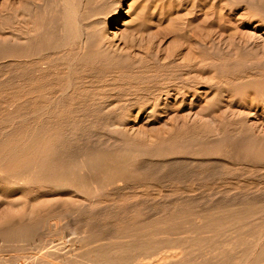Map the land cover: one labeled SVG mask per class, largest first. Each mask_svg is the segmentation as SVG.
Here are the masks:
<instances>
[{
	"label": "rangeland",
	"instance_id": "rangeland-1",
	"mask_svg": "<svg viewBox=\"0 0 264 264\" xmlns=\"http://www.w3.org/2000/svg\"><path fill=\"white\" fill-rule=\"evenodd\" d=\"M114 1L90 0L89 4L79 5L74 0H0V169L5 166L0 170L1 260L36 264L38 256L53 251L55 262L63 256L67 264H96L93 249L115 245L119 238L123 243L119 239L118 244L133 247L124 255L127 264L138 260L162 264L157 260L172 247L185 248L184 255L190 261L196 257L195 264L210 257L205 256L206 250L219 252L231 241L253 244L263 237L259 242L264 245V0H119L120 13L131 6L127 13L138 15L134 28L124 29V38L106 32L111 41L109 53L92 50V56L84 55L87 61L80 54L66 53L78 36L79 19H104L103 14ZM176 90L180 92L177 102ZM192 90L199 91L195 101L189 95ZM40 107L45 113L37 112ZM85 153L87 160L82 157ZM10 159H19V167L6 166ZM33 161L36 166H32ZM79 161L103 165L96 168L98 173L88 169L90 174L78 170ZM17 167L23 168V173ZM63 172L74 176L78 173L80 177L88 173L99 178L107 175L111 182L103 176L100 185L114 184V179L119 180L120 189L114 191L115 184L110 190L99 187L95 198L89 187L91 190L87 188L89 192L84 190V194L81 191L78 198L66 196L69 202L62 205L69 209L63 208L64 214L58 217L50 189L53 177L67 174ZM22 178L26 185L21 183ZM14 180L18 184H12ZM74 197L81 203H75ZM40 200L44 204L49 201L51 206L44 207ZM89 202L96 209L90 204L89 208ZM86 208L92 213H84ZM44 209L55 213L49 211L50 215ZM41 213L50 215L48 220ZM39 215L46 220L43 226L45 220ZM21 217L24 219L20 221ZM107 223L117 229H109L112 226ZM95 225L99 228H90ZM84 227L91 230L87 232ZM193 231L201 233L200 238ZM96 233H101L102 242L98 236L95 238ZM256 234L261 237L255 238ZM86 235L94 236L92 246L91 237L88 240ZM201 240L208 247L200 245ZM143 244L146 247L136 246ZM155 245L158 249L152 250ZM136 249L141 252L136 253ZM190 250L195 257L187 255ZM199 250L204 252L198 254ZM19 252L27 257L16 256ZM176 257L164 262L176 264Z\"/></svg>",
	"mask_w": 264,
	"mask_h": 264
},
{
	"label": "bare ground",
	"instance_id": "bare-ground-1",
	"mask_svg": "<svg viewBox=\"0 0 264 264\" xmlns=\"http://www.w3.org/2000/svg\"><path fill=\"white\" fill-rule=\"evenodd\" d=\"M74 1H77L78 2V4L79 5H85L86 3H90V0H74ZM91 1H93V2H95V1H98V0H91ZM117 2V3H116ZM119 0H116V1H114V2H112V3H110V5H112L113 7L110 9V10H107L103 15H104V19H98V17H94L93 19H91L89 16L88 17H86V16H84V17H81L80 19H79V21H78V24H79V33H78V36H77V38L76 39H73L72 41H71V43H70V47H69V51H67L66 53H69L70 51H72V52H74V53H77V55L78 54H80V55H82V56H80V58H86V57H84V55H87V57H89V56H92L90 53H93L92 52V50H96V51H99L101 54H105V53H109L110 52V49H111V46H109V45H111V41H110V38L106 35V32H107V34L108 35H111V36H113V37H115L117 34H121V37L122 38H124L125 37V33H124V29H133L134 27H133V25H134V21H135V19H136V17L138 16V15H136V16H131V15H129L127 12L129 11V9L131 8V10H132V7L130 6H128V9L126 10V12H123V13H120V12H122L123 10H121V6H120V4H119ZM120 6V8H118L117 9V7H119ZM117 10H118V12H117ZM117 12V13H116ZM116 13V14H115ZM120 13V14H119ZM110 17H114V18H110ZM128 17V18H127ZM67 24H69V23H67ZM123 25H125V26H123ZM76 28H77V23H76ZM123 28V29H122ZM98 53V52H97ZM88 54H89V56H88ZM75 55V54H74ZM79 59V58H78ZM89 58H86V61L88 60ZM38 61V60H37ZM79 61H80V59H79ZM81 61H83L82 59H81ZM84 61H85V59H84ZM57 69V68H56ZM59 70V69H58ZM44 73V72H43ZM42 73V74H43ZM51 73L53 74V75H55L54 73H56V75H57V72H55V71H53L52 69H51ZM38 76V75H37ZM190 92V91H189ZM199 91H197V90H195V91H191V93H189V95H191L192 96V101H195L196 99H193V98H196L198 95H197V93H198ZM176 94L174 95V100H176V102H177V100H178V98L180 97V92L179 91H177L176 90V92H175ZM70 94H72V93H70ZM69 94V95H70ZM197 95V96H196ZM242 96H244V95H242ZM73 97V96H72ZM184 98V97H183ZM156 105H154V107H155ZM154 107H151L150 109H151V111L153 110L154 111ZM42 108H44V107H40V108H37V112L38 111H40V112H43V113H45L44 111H41V110H44V109H42ZM46 110V109H45ZM46 111H48V110H46ZM150 111V110H149ZM47 113V112H46ZM82 154H84V153H82ZM81 154V155H82ZM87 153H85V155H82V157L84 158V159H86L85 158V156L87 157V155H86ZM35 155V154H34ZM80 155V156H81ZM36 156H37V154H36ZM89 156V155H88ZM81 158V157H80ZM80 158H79V160H80ZM82 158V159H83ZM11 159H13V158H11ZM10 159V160H11ZM41 159V158H40ZM10 160H8L10 163H8L6 166H8V167H16V165L18 166L19 164H17V161L19 160H17L16 162H14V160H13V162H12V160L10 161ZM16 160V159H15ZM24 160V159H23ZM87 160V159H86ZM7 160L5 161V163L6 162H8ZM29 161V160H28ZM37 161V160H36ZM36 161H33L34 163L36 162ZM40 161V160H39ZM42 161H44V160H42L41 159V161L40 162H42ZM46 161H49V160H47L46 159ZM46 161H45V163H46ZM91 161V160H90ZM18 162H20V161H18ZM38 162V161H37ZM50 162V161H49ZM95 162V161H94ZM94 162H92V165L91 164H87V163H84L83 161L81 162V161H79V162H77V168H78V170H80V172L81 171H88V169L89 170H91L92 168H94L95 170H91V171H95V172H97L96 171V168H99L100 166L102 167V165L101 164H94L93 165V163ZM26 163H28V162H26ZM31 163V162H30ZM44 163V162H43ZM90 163V162H89ZM97 163V162H96ZM110 163V162H109ZM4 164V163H3ZM39 164H41V163H39ZM48 164V163H47ZM112 164V163H111ZM115 164H119V163H115ZM28 165H30V164H28ZM37 165V163H35V165L33 164L32 166H36ZM105 165V164H104ZM106 165H107V163H106ZM143 165V164H142ZM31 166V165H30ZM45 166V165H44ZM116 166V165H115ZM118 166V165H117ZM119 166H121V165H119ZM0 167H2V165L0 166ZM5 167V166H4ZM3 167V168H4ZM19 167V166H18ZM17 167V168H18ZM22 166H20V168H21ZM28 167V166H27ZM42 167V165L40 166V168ZM47 167V166H46ZM100 167V168H101ZM106 167V166H105ZM3 168H1L0 170H3ZM20 168H18L20 171L23 169H20ZM77 168H76V170H77ZM91 168V169H90ZM113 168V167H112ZM118 168H120V167H118ZM5 169H8L7 167L5 168ZM11 168H9V170H10ZM16 169V168H15ZM15 169H13V170H15ZM18 169H16V170H18ZM34 169V168H33ZM32 169V167H31V170H33ZM36 169V168H35ZM35 169H34V171H35ZM44 168H42L41 170H43ZM105 169V168H104ZM106 169H107V167H106ZM111 169V168H110ZM8 170V171H9ZM15 170V171H16ZM37 170H38V168H37ZM40 170V169H39ZM101 170V169H100ZM99 170V171H100ZM120 170V169H119ZM6 171V170H5ZM10 171H12V170H10ZM23 171V170H22ZM21 171V173H23ZM33 171V172H34ZM103 171V170H102ZM108 171V170H107ZM19 172V171H18ZM17 171H16V173L17 174H19ZM32 172V171H31ZM77 172V171H76ZM89 172V171H88ZM87 172V173H88ZM112 172V171H111ZM114 172V171H113ZM113 172H112V174H113ZM11 172H9V174H10ZM15 173V172H14ZM14 173H13V175H14ZM24 173H26V172H24ZM62 173V172H61ZM64 173V172H63ZM67 173V172H66ZM66 173H64V174H66ZM83 173V172H82ZM82 173L80 174V175H82ZM90 174H91V172H89ZM89 173H88V175H86V174H83L84 176L86 175V176H90V177H83V175H82V177H80V176H78V173L76 174V176H74V175H69L68 173L66 174V175H56L55 177H53V187L50 189L49 187H51V185H49V184H47V185H49V187H48V189H50L51 190V193L50 194H52V196H53V200H51V199H48V200H51V201H53V203L54 204H52V206H54L55 205V211L57 212V216L58 217H60L59 215H61V213L63 212V208H68V207H64L63 205H64V203H65V198H67L68 196H71V198H72V196H75V197H77V194L78 193H80L81 191H82V193H83V191L84 190H86L87 188L89 189V190H91L92 189V191H95V192H92L91 191V193H94V195H96L97 193H98V189L100 190V188H103V189H111L112 188V185H114L115 184V186H116V188L115 189H113L114 191L115 190H119L120 189V185H119V180H114V179H112L113 181H112V183H114V184H106V185H104V186H102L103 184H101L100 185V183L102 182L103 183V181H102V177L104 176H100V175H97V176H100V178L99 177H91L92 175H89ZM98 173V172H97ZM97 173H95V174H97ZM102 174H103V172H101ZM105 173V172H104ZM5 174H7L8 175V172L6 173L5 172ZM16 174V175H17ZM70 174H72V173H70ZM16 175H15V177H16ZM106 175V174H105ZM21 175L19 174V177H20ZM53 176V175H52ZM107 176V175H106ZM106 176H104L107 180L109 179L108 177H106ZM4 177V176H3ZM22 177V176H21ZM20 177V178H21ZM40 177H42L41 175H40ZM5 178H7V177H5ZM11 178V177H10ZM12 178H14V177H12ZM11 178V179H12ZM18 177H16V180H18V182H19V184H20V181H19V179H17ZM43 178V177H42ZM49 178H52V177H49ZM114 178V177H113ZM4 179V178H3ZM2 179V180H3ZM15 179V178H14ZM116 179H118V178H116ZM13 180V179H12ZM16 180H14L13 182H12V184H18L17 182H16ZM25 180V179H24ZM2 182H4V181H2ZM26 182H27V180H26ZM30 182V181H29ZM48 182V181H47ZM50 182V181H49ZM109 182H111V180L109 179ZM108 181H107V183H109ZM9 183V182H8ZM11 183V182H10ZM21 183H23V178L21 179ZM32 184L34 183V185H35V182H31ZM118 183V184H117ZM23 184H25L26 185V183H23ZM31 184V185H32ZM34 185H32V187L34 186ZM38 185V184H37ZM40 185V184H39ZM24 186V185H23ZM28 186H29V184H28ZM22 187V186H21ZM36 187V186H35ZM41 187H43L42 185H41ZM91 189H90V188ZM100 187V188H99ZM20 188V187H19ZM30 189H31V186L29 187ZM12 189V188H11ZM14 189V188H13ZM21 189V188H20ZM27 189V188H26ZM102 189V190H103ZM10 190V189H9ZM16 190V189H15ZM27 190H29V189H27ZM35 190V189H34ZM17 191V190H16ZM86 191H88V190H86ZM104 191V190H103ZM106 191H108V190H106ZM11 192V191H10ZM26 192V191H25ZM50 192V191H49ZM89 192V191H88ZM88 192H86L87 193V196H88ZM20 193H21V191H20ZM24 192L22 191V194H23ZM44 193H46V192H44ZM85 193V194H86ZM99 193H100V191H99ZM102 193H104V192H101V194ZM22 194H20V196H22V197H20V198H23V195ZM84 194V193H83ZM90 194V193H89ZM105 194V193H104ZM78 195H80V194H78ZM98 195V194H97ZM97 195L95 196V198H97ZM100 195V194H99ZM106 195V194H105ZM67 196V197H66ZM86 196V197H87ZM100 196H102V195H100ZM99 196V197H100ZM25 197H28V196H25ZM50 197V196H49ZM49 197H47V198H49ZM64 197V201H63V198ZM74 197V198H75ZM81 197L83 198V196H82V194H81ZM80 197V198H81ZM90 197V196H89ZM99 197H98V200H100L99 199ZM33 198V197H32ZM70 198V197H69ZM70 198V199H71ZM78 198V197H77ZM77 198H75V203L76 202H80L81 203V200L80 199H78L77 201H76V199ZM88 198V197H87ZM90 198H92V197H90ZM42 199V198H41ZM70 199H68V200H70ZM89 199V198H88ZM93 199H94V197H93ZM12 200V198L10 199V201ZM14 200H18V197H15L14 198ZM44 200H46V199H44ZM86 200V199H85ZM90 200V199H89ZM9 201V202H10ZM13 201V200H12ZM41 201V200H40ZM39 201V202H40ZM43 201V200H42ZM41 201V202H42ZM50 201V202H51ZM71 201H72V199H71ZM96 201V200H95ZM94 201V202H95ZM39 202L37 201V204H39ZM40 202V203H41ZM48 202V204H46ZM47 202H45V204H44V207L46 206V205H49L50 203H49V201H47ZM66 202H69V201H66ZM82 202L84 203V199L82 200ZM85 202H87V201H85ZM101 202V200L99 201V203ZM234 202H236V204H237V202L238 201H234ZM233 202V203H234ZM41 203V205L39 204V206H41V208L43 207V204ZM62 203H63V205H62ZM73 203H74V200H73ZM78 203L76 204V206H77V208H78ZM82 203V204H83ZM93 203V202H92ZM96 203V202H95ZM97 203H98V201H97ZM241 202H238V204H240ZM14 204V203H13ZM70 204H72V203H70ZM82 204H79V205H81L80 206V208L82 207L83 208V206H82ZM90 204V202L88 203V205ZM104 203H101V205H103ZM242 204V203H241ZM10 205H12V204H10ZM9 205V206H10ZM66 205H68L67 203H66ZM90 205H92V204H90ZM90 205H89V208H90ZM100 205V204H99ZM250 205H251V203H250ZM38 206V207H39ZM49 206H51V205H49ZM70 206V205H69ZM74 206H75V204H74ZM74 206H72V207H74ZM85 207H87L88 208V206H87V204H85L84 205ZM93 206V207H92ZM91 207V209H96V207L94 208V206H96V205H94V203H93V205H92ZM104 206V205H103ZM43 207V208H44ZM99 207V206H98ZM241 206L239 205V208H240ZM40 208V207H39ZM42 208V209H43ZM47 208H49V209H51V207H47ZM71 208V207H70ZM77 208H74V209H77ZM87 208H86V211L84 212V213H86L87 211H89V209L87 210ZM9 210H10V207L8 208ZM8 209H7V213H8ZM42 209H40L41 211H42ZM46 209V208H45ZM45 209H44V211H45ZM49 209H47L46 211H47V213L50 211ZM69 209V208H68ZM84 209V208H83ZM241 209V208H240ZM78 210V209H77ZM85 210V209H84ZM101 210V209H100ZM243 210H244V208H243ZM243 210H241V214L243 213L244 214V212H242ZM12 210H10L9 211V213L11 212ZM45 211V212H46ZM52 211V210H51ZM50 211V212H51ZM83 211V210H82ZM91 211V213H92V210H90ZM89 211V212H90ZM102 211V210H101ZM218 211V210H217ZM44 212V213H45ZM49 212V213H50ZM52 212H54V210L52 211ZM94 212V211H93ZM216 212V211H215ZM234 212V211H233ZM55 213V212H54ZM67 213V212H66ZM84 213H83V215H84ZM88 213V212H87ZM209 213H211V212H209ZM220 213V212H219ZM223 213H224V211H223ZM235 213H237V212H235ZM234 213V214H235ZM11 214V213H10ZM39 214V213H38ZM43 213H41V215H42ZM62 214H64V212L62 213ZM70 215H74V214H71V213H69ZM68 214V215H69ZM77 214H79V213H77ZM93 214H95V213H93ZM222 214V213H221ZM225 214V213H224ZM41 215H39L40 217H42ZM47 215V214H46ZM46 215H44L43 214V217H49L50 215H52L51 213H50V215H48V216H46ZM56 215V214H55ZM54 215V216H55ZM67 214H65L64 216H66ZM82 215V214H81ZM90 215V214H89ZM88 215V216H89ZM97 216H98V214H96ZM95 215V216H96ZM99 215H100V213H99ZM228 214H226V215H224L225 217L227 216ZM238 215H239V213H238ZM19 216V215H18ZM22 216V215H21ZM53 216V218L55 219V217ZM63 216V217H64ZM74 216H76V215H74ZM79 216V215H78ZM77 216V217H78ZM209 216V215H208ZM215 216H217V215H215ZM223 216V215H222ZM20 217V216H19ZM42 217V218H43ZM57 217V218H58ZM62 217V216H61ZM62 217V218H63ZM70 217H73V216H70ZM79 217H81V216H79ZM90 217V216H89ZM93 217V215L91 216V218ZM219 217V216H218ZM221 217V216H220ZM234 217V216H233ZM239 217V216H238ZM13 218V217H12ZM16 217L14 216V219H15ZM41 218V219H42ZM75 218V217H74ZM82 218L84 219V217L82 216ZM231 218V217H230ZM235 218V217H234ZM11 219V218H10ZM21 219H24L23 217H21L20 218V221H21ZM40 219V220H41ZM50 219V218H49ZM66 219V217L64 218V220ZM73 219V218H72ZM76 219H78V218H76ZM83 219H82V221H80V220H76V221H80L81 223L83 222ZM208 219H211V218H209L208 217ZM220 219V218H219ZM228 218H226L225 219V221L227 220ZM17 219H15L14 221H16ZM43 220H45L44 218H43ZM46 220H48V218H46ZM46 220L45 221H41L42 222V226H43V223L44 222H46ZM59 220V219H58ZM61 220V219H60ZM97 220V219H96ZM214 220V219H213ZM218 220V219H217ZM217 220H216V222H217ZM222 220V219H221ZM224 220V219H223ZM231 220H232V218H231ZM231 220H229V221H231ZM52 221V220H51ZM76 221H74V222H76ZM90 221V220H89ZM224 221V222H225ZM233 221V220H232ZM41 222H39L38 224L40 225V223ZM55 222H56V220H55ZM58 222V221H57ZM62 222H63V219H62ZM61 221H59V223H62ZM67 222H69L68 220H67ZM70 222H73V221H70ZM96 222V221H95ZM59 223H58V225H59ZM79 223V222H78ZM80 223V224H81ZM92 223V224H91ZM97 223H99V222H97ZM97 223H95V224H97ZM206 223V222H205ZM205 223H204V226H205ZM210 223H211V221H210ZM213 223V222H212ZM218 223V222H217ZM246 223V222H245ZM13 224V223H12ZM11 224V225H12ZM19 224V223H18ZM46 224H48V223H46ZM46 224H44V227H45V225ZM53 224V223H52ZM63 224V223H62ZM70 224H72L73 225V223H70ZM83 224V226H84V224H86V223H82ZM88 224H90V225H93L94 223L93 222H89ZM108 225H109V223H107ZM221 224H222V222H221ZM224 224V223H223ZM20 225V224H19ZM38 225V226H39ZM54 225V224H53ZM56 226H55V231H57V229H59V227H58V225L57 224H55ZM75 225V224H74ZM104 225H105V223H104ZM107 225V226H108ZM111 225V224H110ZM109 225V226H110ZM217 225V224H216ZM215 225V226H216ZM226 225V224H225ZM224 225V226H225ZM41 226V225H40ZM47 226V225H46ZM49 226V225H48ZM47 226V227H48ZM52 226V225H51ZM66 226H68V223H67V225ZM65 226V227H66ZM77 226V225H76ZM80 226H82V225H80ZM83 226L81 227V228H83ZM86 226V225H85ZM96 226L97 225H95V227L94 226H91L90 228H95L96 229ZM103 226V225H102ZM112 227L111 228H109V229H112L113 228V225H111ZM206 226H207V224H206ZM218 226V225H217ZM219 226H221V225H219ZM44 227H41V228H43L44 229ZM73 227V226H72ZM72 227H70V228H72ZM78 227V226H77ZM86 227H89L88 225L86 226ZM98 227V226H97ZM104 227H106V226H104ZM116 227V226H115ZM222 227V226H221ZM64 228V227H63ZM66 228H68V227H66ZM66 228H64V229H66ZM69 228V229H70ZM73 228H75V227H73ZM80 228V227H79ZM85 228V227H84ZM99 228V227H98ZM97 228V229H98ZM119 228H121V227H119ZM123 228V231L124 230H126L127 231V229L125 228V227H122ZM125 228V229H124ZM217 228V227H216ZM215 228V229H216ZM39 229V228H38ZM46 229H48V228H46ZM54 229V228H53ZM62 229V228H61ZM77 231H78V229L77 228H75ZM88 230H89V228H87ZM87 229L85 228L84 230H86L87 231ZM103 230V228L101 227L100 228V230ZM108 229V230H109ZM113 229H117V228H113ZM186 230H187V228H185ZM197 229V228H196ZM202 229V228H201ZM218 229V228H217ZM216 229V230H217ZM224 229V228H223ZM263 228H261V231H263L262 230ZM45 230V229H44ZM52 230V229H51ZM71 230H74V229H71ZM83 230V231H84ZM91 230V229H90ZM89 230V231H90ZM94 230V229H93ZM105 230V229H104ZM103 230V231H104ZM119 230H121V229H119ZM140 230V229H139ZM173 230V229H172ZM178 230V229H177ZM181 230V229H180ZM194 230V229H193ZM198 230V229H197ZM204 231H206V229H203ZM203 230H202V232H203ZM207 230H208V228H207ZM216 230H214L215 231V233H217L216 232ZM260 230V229H259ZM258 230V231H259ZM46 232H47V230H45ZM48 231H49V229H48ZM70 231V230H69ZM68 231V232H69ZM80 231H81V229H80ZM102 231V232H103ZM109 231H112V230H109ZM117 231V230H116ZM129 231V230H128ZM127 231V232H128ZM143 231V230H142ZM141 231V232H142ZM167 231H169V230H167ZM175 232H176V230H174ZM173 231V232H174ZM179 231V230H178ZM182 231V230H181ZM184 231V230H183ZM188 231L189 230H187V233H188ZM190 231H191V229H190ZM198 231H200V229L198 230ZM212 231V230H211ZM227 231V230H226ZM261 231H259V232H261ZM59 233L58 234H60V230L58 231ZM61 232L63 233L64 232V234L66 233V231H62L61 230ZM88 232V231H87ZM94 232H97V231H94ZM113 232V231H112ZM110 232L111 234H114V237H115V233L113 232ZM119 232V231H118ZM120 232H122V231H120ZM138 232V231H137ZM136 232V233H137ZM140 232V233H141ZM166 231H164V234H166L165 233ZM170 232V234H171V230L169 231ZM174 232V233H175ZM194 232V231H193ZM56 234H57V232H55ZM75 233V232H74ZM78 234L77 235H79V233H81V232H77ZM105 233V232H104ZM104 233H102V234H104ZM109 233V232H108ZM129 233H130V231H129ZM134 233V232H133ZM132 232H131V234H133ZM136 233H134V234H136ZM139 233V232H138ZM137 233V234H138ZM146 232H144V234H145ZM174 233H172L173 235H174ZM177 233V232H176ZM175 233V234H176ZM179 233H181L180 231H179ZM190 233V232H189ZM195 234L196 233H198V232H194ZM209 233V232H208ZM253 233V232H252ZM255 233H257V231L255 232ZM43 234V233H42ZM41 234V235H42ZM48 234V233H47ZM68 234H70V232L69 233H67V235ZM87 234V233H86ZM99 234V236H100V234L101 233H98ZM125 234H127L126 232H125ZM133 234V235H134ZM142 234V233H141ZM158 234V233H157ZM201 234V233H200ZM199 233H198V235H196V237L197 236H199L200 235ZM202 234H204V233H202ZM207 234V233H206ZM206 234H204V236H206ZM210 234H212V233H210ZM261 234V233H260ZM45 235H46V233H45ZM62 235V234H61ZM71 235V234H70ZM74 235V234H73ZM76 235V234H75ZM76 235V236H77ZM81 235V234H80ZM90 235H91V233H90ZM87 236V239L89 240V238H90V242H89V246H92V241L95 239V238H97V233H96V237L92 240V238L94 237H92V236ZM117 235H120V234H117ZM116 235V236H117ZM130 235V234H129ZM132 235V236H133ZM139 235V234H138ZM152 235V234H151ZM153 235H154V233H153ZM156 235V234H155ZM167 235V234H166ZM165 235V236H166ZM169 235V234H168ZM191 235V234H190ZM260 236L261 237V235H259V234H256L255 235V238H256V236ZM59 236V235H58ZM81 236H83V234L81 235ZM85 236V235H84ZM83 236V237H84ZM99 236H98V238H99ZM106 236V235H105ZM105 236L103 237V239H105ZM109 237H110V234L108 235ZM135 236V235H134ZM144 236V235H143ZM142 236V237H143ZM145 236L147 237V235L145 234ZM175 236V235H174ZM174 236H172V237H174ZM179 236V235H178ZM178 236H177V238H178ZM181 236V235H180ZM179 236V238H183L182 236L180 237ZM188 236V235H187ZM192 236V235H191ZM190 236V237H191ZM194 236V235H193ZM202 236V235H201ZM252 235H250V237H251ZM43 237V236H42ZM41 237V238H42ZM62 237H63V235H62ZM65 237V236H64ZM64 237L62 238V239H64ZM73 238V236L71 235L70 237H69V239L70 238ZM79 237V236H78ZM102 237V236H101ZM100 237V238H101ZM111 237H113V236H111ZM113 237V238H114ZM119 237V236H118ZM124 237V236H123ZM130 237V236H129ZM128 237V235H127V239L129 238ZM152 237V236H151ZM163 237V236H162ZM168 237H171L170 235L168 236ZM213 237V236H212ZM252 237H254V234H253V236ZM251 237V238H252ZM67 238H68V236H67ZM80 238V237H79ZM99 238V239H100ZM113 238H112V240H113ZM133 238H136V237H133ZM141 237H139V239H140ZM148 238V237H147ZM164 238L165 237H163V240H164ZM192 238V237H191ZM195 238V237H194ZM198 238H200V236L198 237ZM62 239H60V240H62ZM66 239V238H65ZM75 239V238H74ZM74 239H72V240H74ZM87 239H86V241H87ZM102 239V238H101ZM101 239H100V241H101ZM108 240H109V238H107ZM106 239V240H107ZM117 239V238H116ZM115 239V240H116ZM119 239H121V238H119ZM118 239V240H119ZM124 239H126V237L124 238ZM126 239V240H127ZM144 238H142L141 240H143ZM166 239V238H165ZM174 239V238H173ZM184 239V238H183ZM188 239H190L189 237H188ZM197 239V238H196ZM249 238H247V240H248ZM258 239H259V237H258ZM257 239V240H258ZM261 239H263V237H261L260 239H259V241L261 240ZM48 240V239H47ZM46 240V241H47ZM59 240V239H58ZM71 240V239H70ZM97 240V239H96ZM112 240H111V242H112ZM115 240H113V241H115ZM117 240V241H118ZM136 239H134V241H135ZM141 240H139V241H141ZM149 240H150V237H149ZM148 240V241H149ZM157 240V239H156ZM161 240H162V238H161ZM160 240V241H161ZM162 240V242H165V241H163ZM175 240V239H174ZM179 240V239H178ZM198 240V239H197ZM246 240V241H247ZM252 240H253V238H252ZM251 240V241H252ZM256 240V241H257ZM83 242L85 241V240H82ZM103 241V240H102ZM101 241V242H102ZM117 241H116V244L115 245H107L106 246V244L104 245V246H97L96 248H92L93 249V253L92 254H94V258L93 259H96V261L98 262V261H100V263H104V264H127V262L129 261L127 258V262H123L124 261V255L126 256V254H128L130 251H132L131 250V248H133V247H131V245H127V244H118L117 243ZM121 241H122V243H123V240L121 239ZM131 241H132V239H131ZM130 241V242H131ZM138 241V240H137ZM145 240H143L142 242H144ZM154 241H155V239H154ZM159 241V240H158ZM181 241H185V240H182L181 239ZM187 241V240H186ZM202 241V240H201ZM200 241V242H201ZM204 241V240H203ZM203 241H202V243H203ZM225 241V240H224ZM230 241H231V239H230ZM245 241V240H244ZM250 241V240H249ZM254 241V240H253ZM254 242L253 244L250 242H248V243H246V242H240L239 243V241H236L235 243H233L232 241L230 242V243H225L224 244V246H223V248L218 252H216V250H214V253L212 252V250L211 249H208V250H206L205 252L204 251H197L198 252V254H200L199 252H204V254H207V255H205V256H209L210 255V257L207 259H205L204 261H199V262H197V261H195V264H264V255H263V253H264V245H262V243H260V242ZM59 242V241H58ZM61 242L62 241H60V245H61ZM88 242V241H87ZM98 242H99V240H98ZM105 242V241H104ZM104 242H103V244H104ZM111 242H108V243H111ZM133 242V241H132ZM136 242V241H135ZM147 242V241H146ZM151 242V241H150ZM188 242H190V241H188ZM187 242V243H188ZM198 242H199V240H198ZM40 243H41V241H40ZM90 243H91V245H90ZM93 243H95V241L93 242ZM105 243H107V242H105ZM107 243V244H108ZM115 243V242H114ZM124 243H126V242H124ZM139 242H137V244H138ZM145 243V242H144ZM152 243V242H151ZM156 243H159V242H156ZM167 243H169V242H167ZM179 243V242H178ZM184 243V246L183 247H186L187 245L185 244V242H183ZM191 243V242H190ZM197 242H195V244H196ZM205 243V242H204ZM204 243L203 244H200V245H204ZM222 243H223V241H222ZM45 244V243H44ZM80 244H81V241H80ZM83 244V243H82ZM87 244V243H86ZM86 244L85 245H82V246H86ZM96 244H98L97 242H96ZM99 244H101V243H99ZM128 244H130L129 243V241H128ZM135 244V243H134ZM134 244L132 243V246H134ZM139 244H142V243H139ZM164 245H165V243H163ZM198 244V243H197ZM196 244V245H197ZM205 244H207V243H205ZM211 243H209V245H210ZM148 245V244H147ZM156 245H158V244H156ZM154 246V247H152L151 249L153 250V248H154V250H156V249H158V248H156L155 249V247H157V246ZM168 245V244H167ZM183 245V244H182ZM189 245H191V244H189ZM188 245V246H189ZM199 245V246H200ZM211 245H213V244H211ZM46 246H47V244H46ZM57 246V245H56ZM55 246V247H56ZM88 246V249L90 248ZM136 246H138L139 248H143V246H145V244H143L142 245V247L141 246H139V245H136ZM135 246V247H136ZM149 246V245H148ZM151 246V245H150ZM149 246V247H150ZM153 246V245H152ZM159 246V245H158ZM161 246H163L162 244H161ZM170 246H171V244H170ZM172 246H174L173 245V243H172ZM179 246H181V244L179 245ZM179 246H177V247H179ZM61 246H58V248H60ZM146 247V246H145ZM144 247V248H145ZM165 247H167V246H165ZM176 247V246H175ZM177 247L176 248H174V249H177ZM207 247H208V244H207ZM213 247H214V245H213ZM48 248V247H47ZM87 248V247H86ZM181 248V249H180ZM198 247H196L195 249H197ZM204 250H205V248L204 247H202ZM202 248H201V250H202ZM56 249V248H55ZM91 249V250H92ZM147 249V248H146ZM151 249H149V250H151ZM160 249V253H161V251L163 252V250H161V248H159ZM163 249V248H162ZM165 249V248H164ZM167 249V248H166ZM180 249V250H179ZM179 249L178 250H173V247H172V250L171 251H165V253L164 254H162V256L160 255V253H158L161 257L157 260L158 261V263H162L163 264V262L166 260L167 261V259H170V257H172V258H174L175 259V257L176 256H178L179 257V260L177 259V263L178 264H194V260H195V255H192L193 257H195L194 258V260H189V258L186 256V255H184V249L182 248V247H179ZM187 249H189V248H187ZM230 249H232V251L234 250L235 252H232ZM83 250H85V249H83ZM90 250V251H91ZM134 250V249H133ZM137 250L138 249H136V253H138L137 252ZM168 250V249H167ZM49 251V250H48ZM58 250H56V252H57ZM59 251H62V249L60 250L59 249ZM138 251H140L141 252V250H138ZM159 251V250H158ZM191 251V250H190ZM196 251V250H195ZM50 252H51V249H50ZM63 252V251H62ZM85 252H86V250H85ZM84 251H83V254L85 253ZM89 252V251H88ZM135 252V251H134ZM143 252V251H142ZM186 252H188V250H186ZM225 252H227L228 254H226ZM15 253V252H14ZM52 253H53V251H52ZM51 253V254H52ZM58 253H60V252H58ZM87 253V252H86ZM85 253V254H86ZM90 253V255H91V252H89ZM150 253H152V252H150ZM194 253V251H191V253L189 252V254H187V255H189L190 257H192L190 254H193ZM32 254V253H31ZM51 254H49L48 252H47V254H44V255H40V256H38L36 259H37V263L36 264H67L66 262H64V260H62L63 259V256H62V261H59L58 259H57V262H55L54 261V259H53V256H54V254H53V256L51 255ZM57 254V253H56ZM64 254V253H63ZM82 254V253H81ZM81 254H80V256H81ZM82 254V255H83ZM88 254V253H87ZM147 254H149V253H147ZM209 254V255H208ZM16 255V254H15ZM14 255V256H15ZM90 255H89V257H90ZM144 255V254H143ZM152 255H153V253H152ZM16 256H18V257H21L22 256V258H23V256L25 257L26 256V254H24L23 252H19ZM30 256V255H29ZM88 255H85V257H87ZM146 256V255H145ZM156 256H157V254H156ZM173 256H175V257H173ZM201 256H202V254H201ZM204 256V255H203ZM204 256V257H205ZM9 257V256H8ZM11 257V256H10ZM27 257V256H26ZM34 257V256H33ZM82 257V256H81ZM88 257V258H89ZM154 257V256H153ZM200 257V256H199ZM17 258V257H16ZM57 258V257H56ZM55 258V259H56ZM64 258H65V256H64ZM132 258V257H131ZM171 258V259H172ZM177 258V257H176ZM203 258V257H202ZM68 259V258H67ZM92 259V260H93ZM126 259H125V261H126ZM129 259H130V257H129ZM136 259V258H135ZM134 259V260H135ZM170 259V260H171ZM191 259V258H190ZM199 259H201V258H199ZM10 258H8L7 260H1V258H0V264H13L12 262V260H10ZM70 259H68V261H69ZM86 260L87 261H91V260H88L87 258H86ZM137 260V259H136ZM202 260V259H201ZM7 261H8V263H7ZM36 261V260H35ZM95 261V260H94ZM95 261V263L96 264H98L97 262ZM193 261V262H192ZM28 262H29V260H28ZM72 262H74V261H72ZM71 262V263H72ZM173 262H175V261H173ZM197 262V263H196ZM99 263V264H100ZM130 263V262H129ZM128 263V264H129ZM135 263L136 264H153V261H144V260H141V261H135ZM165 263V262H164ZM167 263V262H166ZM165 263V264H166ZM176 263V264H177ZM76 264H78V263H76ZM154 264H156V263H154ZM171 264H173V263H171Z\"/></svg>",
	"mask_w": 264,
	"mask_h": 264
}]
</instances>
